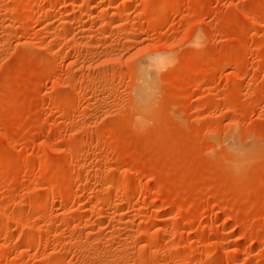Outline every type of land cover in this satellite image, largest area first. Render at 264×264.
I'll use <instances>...</instances> for the list:
<instances>
[{
	"label": "rangeland",
	"instance_id": "1",
	"mask_svg": "<svg viewBox=\"0 0 264 264\" xmlns=\"http://www.w3.org/2000/svg\"><path fill=\"white\" fill-rule=\"evenodd\" d=\"M0 264H264V0H0Z\"/></svg>",
	"mask_w": 264,
	"mask_h": 264
},
{
	"label": "bare ground",
	"instance_id": "2",
	"mask_svg": "<svg viewBox=\"0 0 264 264\" xmlns=\"http://www.w3.org/2000/svg\"><path fill=\"white\" fill-rule=\"evenodd\" d=\"M161 63L159 62V58L157 56L155 57H152V58H149L148 60H146L144 63L141 64L140 66V70H141V74L143 75V78L144 79H148V77H152L155 73V70L156 68L158 67V65ZM142 78V76H141ZM149 78V79H150ZM143 79V80H144ZM148 79V80H149ZM154 79V78H153ZM147 80V81H148ZM146 83V82H144ZM148 83V82H147ZM147 85V84H146ZM149 85V84H148ZM145 86V85H144ZM146 87V86H145ZM144 91H145V88H144ZM141 93V92H140ZM141 94H144V93H141Z\"/></svg>",
	"mask_w": 264,
	"mask_h": 264
}]
</instances>
